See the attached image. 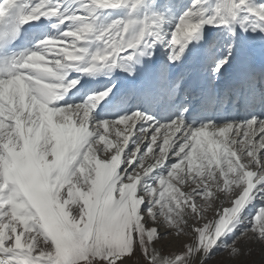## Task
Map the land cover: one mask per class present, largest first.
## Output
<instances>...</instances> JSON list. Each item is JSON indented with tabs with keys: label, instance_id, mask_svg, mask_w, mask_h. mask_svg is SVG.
I'll return each mask as SVG.
<instances>
[{
	"label": "snow or ice",
	"instance_id": "6c2138e0",
	"mask_svg": "<svg viewBox=\"0 0 264 264\" xmlns=\"http://www.w3.org/2000/svg\"><path fill=\"white\" fill-rule=\"evenodd\" d=\"M73 3L75 7L65 0H0V50L5 53L0 55V264H209L225 252L236 260L242 240L264 244L261 206L251 220L243 218L247 226L239 236L220 243L223 251L213 254L222 235L243 222L240 213L246 205L264 199V118L222 124L207 120L194 127L184 119L187 106L169 122L139 110L113 120L90 117L115 84L75 106L56 103L79 83V77L66 80L73 67L95 74L105 66L128 73L132 94L156 103L172 101L181 82L197 75L210 84L200 94L202 101L224 105L251 96L264 102V53L257 65L256 53L240 43L236 30L238 24L243 32L264 34V0H192L171 27H165L168 12L180 5L166 0ZM41 17L57 18L53 27L62 31L59 39L9 54L7 45L23 25ZM205 25L224 26L233 39L206 37ZM57 41L68 42L59 47L73 51L60 52L52 46ZM141 57L146 58L142 78L135 67ZM222 81L225 87L217 91ZM138 122L146 123L137 129ZM194 130L213 135L229 131L228 161L236 165L238 181L224 187L231 173L223 160L202 175L190 173L184 159L183 174H177L173 166L193 149ZM53 132L59 133L60 145ZM134 135L135 147L128 152ZM26 146L35 158L43 157L39 183L24 162ZM118 152L122 163L114 175L104 176L94 204L85 207L75 190L88 192L96 179L95 159L111 160ZM145 156L152 157L150 165ZM169 157L174 159L169 170L154 177L156 183L147 182ZM248 172L254 174L250 191L243 175ZM135 181L138 224L123 235L104 238L102 229L124 203L122 186ZM169 185L178 189L174 197L166 195ZM209 209L215 212L212 219L206 216ZM166 237L179 242L176 250L158 246Z\"/></svg>",
	"mask_w": 264,
	"mask_h": 264
},
{
	"label": "bare ground",
	"instance_id": "6f19581e",
	"mask_svg": "<svg viewBox=\"0 0 264 264\" xmlns=\"http://www.w3.org/2000/svg\"><path fill=\"white\" fill-rule=\"evenodd\" d=\"M176 2H178V0L175 1V4H176ZM256 2H260V0H256ZM170 3L173 4V2H170ZM65 4L70 6V7L76 6L73 3V0H65ZM188 4L189 3H186L184 0H180L179 1L180 6L178 8H174L168 12V20H169V26L170 27L175 23L176 19L180 16V14L184 11V9L186 7H188ZM243 15H246V14L241 13V16H243ZM41 18L39 19V21L41 20ZM44 19L47 20L48 31H47L46 38L44 40H41V41H45L47 39H59L60 35H62L63 33L61 30H58L57 28L53 27V24L56 23L57 18L56 17H48V18L44 17ZM249 22H251V21H249ZM236 30H237V34H238V39H239L240 43L245 48L252 50L258 54L260 52H264V40L261 39V36L264 34L259 33L258 31L252 32L251 30H249L247 32H243L240 30L238 24L236 26ZM204 33H205L206 37L209 34L221 35L225 42H229L233 39V37L230 36L227 28H225L224 26L214 28L212 26L205 25L204 26ZM41 41H39L38 44ZM65 43H66V41H57L52 46L54 48H58L59 51L62 52L64 49L60 48L59 45L65 44ZM65 48H67V49H65L64 53H69V52L73 51L72 49H68V47H65ZM161 52L163 53V49H161ZM162 58L166 59V55H164ZM65 59H68L67 55H65ZM144 60H146V58L141 57L142 63L135 65L136 69L139 72H141V78H142V73H143L142 64H143ZM76 77H79V83L75 87H73L72 89H67V90L71 91L72 96L69 99L63 101L62 104H59V105L63 106L66 104L69 106H75V105L79 104L80 102H82L90 94L99 93L100 91H103V90L107 89L108 87H110L111 85L115 84L116 87H114L112 89V92L109 93V95L107 97H105L103 100H101L97 104L96 108L92 111V113H90V117L94 116L95 119L98 121H103L106 119L107 120H113V119H118L120 116H122L124 114L131 113L134 110H139L143 113H146L149 116L154 117L157 121L161 122V118L154 116L155 115L154 112L156 110H154L153 106L151 105L152 102H150V101L152 100V98H150V97L148 99L146 98V100H144L142 102L138 94L133 95L132 92L130 91V87H129L130 81H129L128 73L122 71L119 67L111 68V67L105 66V67L101 68L99 71H97L95 74H76L75 72L70 70L68 72V75L66 76V78H68V80H71V79L76 78ZM220 83H222L225 86L224 81H222ZM182 91H184L183 83H182V88H181L180 92L177 94V96L172 101H169V104H168L169 108L171 107V109H173L174 106L179 107L181 105L180 104L181 102L179 101V99H180V95H181ZM239 100H240V102H242L241 99H239ZM183 101H185V103H187L186 106L188 108V110L186 112H184V119H185V114L192 113V112L198 113L200 111V109H199L200 105L205 103V101H202V99L199 96L195 97L194 99H189L188 95H185ZM234 103H235V101L233 103H228L227 112H229V110L231 109V105ZM103 106L105 107V109H102ZM221 109H222V105L218 103L216 110L214 112H212V115H214V119H215L214 121L216 123L220 120V116H219L218 112ZM233 115L238 118V120H237L238 122H241L242 119L249 117V114H246L243 110H241V105H239L238 108L233 112ZM177 116L178 115H176L175 117H177ZM225 122H230V121H225ZM231 122H233V121H231ZM145 123L146 122H138L136 125V128L139 129L142 126H145ZM222 123H224V122L217 123V124H222ZM51 124H52V121L49 120V125L51 126ZM57 134L58 133L53 132V138L56 139V141L58 143L60 136H59V134L58 135ZM228 135H229L228 130H225L223 133H216L215 135L209 133L207 130H202L199 132L194 130L193 136L195 137V139L193 140V149H195V151H193V149H190L187 157L182 158L181 161L177 162V165L173 166L175 168L177 174H180V175L183 174V160L184 159H187V161H188L187 168H188V171L190 173L196 172L199 174V170H202V171L205 170L206 166H208V173H209V170H210L212 164L215 163V164H217V166H219L221 160H223L225 162L226 166L228 167V171L230 173H233L234 169L236 168V165H232L228 161L229 149H227V147H226V139H227ZM136 139H137V137L135 135L130 138V143L126 149L128 152H131L133 150V148L135 147V140ZM145 143H147V142H145ZM170 144H171V141H168L167 143L161 145V151L162 152L165 151V149H167ZM143 151H144V146H142L140 149L141 153ZM24 154L26 155V157L29 158L28 161L30 164L29 165L27 164V165L30 168L31 167L33 169L37 168V170H39V168H41V161L43 160V157H41L40 159L35 158L34 153H32L27 148V146H26V149L24 151ZM133 158H134V155H133ZM143 159L149 165L152 163V157H150V156H145ZM129 162H131V161H129ZM172 162H174V159L172 157L167 158V164L163 167L155 169L154 172L151 173L146 178V181L154 184L155 183L154 177H156L160 174L166 173L169 170L168 165H170ZM120 163H122V161L120 159V153L119 152L116 153L115 155H113L111 160H100L99 158H96L95 159L96 179L93 181V186L91 189L95 191L96 188L102 184L105 175H114L116 172V169L119 167ZM238 163H239V161H237V164ZM137 171H140V170H137ZM34 172H36V171H34ZM202 175H203V173H202ZM243 175L246 177V182L249 185L247 191H250L252 186H253L252 177L254 174L251 172H248V173H244ZM34 176H35V174H34ZM239 177H240V173L237 176H236V174L235 175L233 174L232 180H229L228 182H226V184H224V187L227 188V187L231 186L233 184V182L238 181L237 178H239ZM136 182H138V181H135L134 184H132V188L129 189V192H128L131 195V204H133V205L136 204V202L139 203V201L135 197V183ZM241 182H243V181H241ZM172 186L173 185H169L166 195L174 197L178 190H174L172 188ZM123 190H124V186H122L121 192H123ZM79 191H80V189L77 188L75 190L74 194L76 197H78L79 199L82 200V198L79 196L80 195ZM124 194H126V193H124ZM127 222H128V219L127 220L122 219L121 229L122 228L125 229L124 226L126 227ZM189 222L191 223V221H189ZM136 224H138V221L136 222ZM126 230H129V228H127ZM223 237H224V234L222 235V237L218 241V244H219V242H221L223 240ZM124 238L127 240L128 243H130V235H127L126 237L124 236ZM166 238L173 239L172 237H166ZM182 239L186 240L187 237H183ZM170 241L171 242L174 241L172 244H175L172 246V248L169 247L168 245H165V243H162V242H160V244L158 246L164 247L167 251L176 250L179 246V242L176 239L170 240ZM216 248L217 247H215L213 249V252H214V250H216ZM239 248L241 249V254L245 255V254H248V252H250V249H252V246H251V244H244V245L240 244ZM217 259L219 261L220 257ZM255 261H257V263L261 262V261L264 263V253L257 256V259H255Z\"/></svg>",
	"mask_w": 264,
	"mask_h": 264
},
{
	"label": "rangeland",
	"instance_id": "374dc122",
	"mask_svg": "<svg viewBox=\"0 0 264 264\" xmlns=\"http://www.w3.org/2000/svg\"><path fill=\"white\" fill-rule=\"evenodd\" d=\"M175 1L176 0H166V2H168V3L173 2V4H175ZM179 1L176 2V5H179ZM184 1L186 3H189L188 6L192 3V0H188V1L184 0ZM176 8H178V7H176ZM165 27H170L169 23H166ZM67 43L68 42H66L65 44H67ZM62 49H64L62 51V53H64L65 49H67V48L64 47ZM68 49H71V48H68ZM60 144H61V139L59 138L57 145H60ZM23 159H24V162L28 168L29 167L28 165L30 164L28 161L29 158L26 157L25 154H23ZM41 167H42V165H41ZM34 169L32 167L31 168L29 167L28 171L31 175L32 180L36 183H39L41 180L40 179L41 178V168H39V170H37V168H34ZM137 170H139V169H137ZM34 171H36L37 173ZM202 173L208 174V166H206L205 170H203V171L199 170V174H202ZM34 174H35V176H34ZM233 174L234 175L236 174V176H237V175H239V172L234 171L233 173H231V175L226 179L225 184L229 180H232ZM178 175H180V174H178ZM239 179H240V177L237 178V180H239ZM62 182H66V181H61V183ZM155 183H156V181H155ZM100 186L101 185H99L95 191L90 189L88 192H84L83 190L80 189V191H79L80 195L79 196L82 198L83 201H85V207H88L89 205L94 204V197H97ZM252 187H254V185ZM131 188H132V184L127 186V187H124V190L122 192V199L124 200V203L121 206L119 213L116 214L114 217H112L108 221L106 226L102 229V236L104 238H109L113 233L123 235L124 231L127 228L130 229L131 225L136 224V222L139 220V217L137 215L139 203L136 202V204H134V205L131 204V195L128 193L129 189H131ZM172 188L174 190H178V189H176L175 185H173ZM246 191H247V189H246ZM124 193H126L127 195ZM214 203H216L217 207L221 206L220 201H215ZM223 206H227V205L225 204ZM261 206H264V199H261L259 197L253 199L249 204L246 205V207L240 213L241 220L243 221L244 217H247L248 220L252 219L254 217V215L256 214L257 210L259 209V207H261ZM214 215H215V212L212 209H209L206 213V216L208 219L214 218ZM122 219H124V220L128 219L126 227L124 226L125 229H123V228L121 229ZM244 226L245 227L247 226L246 221H243L242 223H240L234 231L227 232L226 234H224L223 240L221 242H219V244L216 246L217 248H216V250H214L213 254H215L217 252H222L223 249L219 246L220 243H231V241L233 239H235L237 236H239L240 231L244 228ZM54 239H55V237H54ZM169 239L170 238H165L161 242L165 243V245H168L169 247L172 248V246L175 244H172L174 241L171 242L170 240H175V239L174 238L170 239V240ZM240 244L241 245L251 244L252 249H250V252H248V254H245V255L241 254L236 260L230 259L227 252L219 254L212 261H210L209 264H230V263L231 264H264L262 261L258 262V263H257V261H255V259H257V256L264 253V244L258 243L256 241H247V240H242V241L238 242V247H240ZM219 257H220V259L218 261L217 258H219Z\"/></svg>",
	"mask_w": 264,
	"mask_h": 264
}]
</instances>
